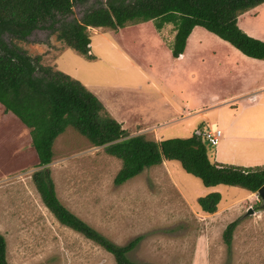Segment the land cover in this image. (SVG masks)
<instances>
[{
    "label": "rangeland",
    "instance_id": "1",
    "mask_svg": "<svg viewBox=\"0 0 264 264\" xmlns=\"http://www.w3.org/2000/svg\"><path fill=\"white\" fill-rule=\"evenodd\" d=\"M103 1L74 5L64 22L80 21ZM170 19L178 21L177 16ZM237 27L264 43V4ZM176 30L177 24L159 19L88 28L92 59L64 47L46 30L15 44L30 58L39 57L41 67L83 85L101 102L100 116L115 120L128 138L157 143L203 129L220 131L234 113L235 100L230 136L224 132L222 138L238 141L208 146L207 157L224 167L264 169V98L258 91L256 103L248 106L246 99L248 91L256 93L258 82L264 86V62L246 58L201 28L192 31L183 55L174 59ZM20 131L0 116V158L10 156L12 167H19L13 150L23 141ZM52 153L47 169L60 205L115 246L140 238L127 254L131 263L264 264V207L257 193L217 186L212 193L220 201L215 213L206 214L196 199L210 194L208 188L176 162L144 169L116 186L121 162L71 128L54 141ZM34 167L26 165L5 179L0 174V235L7 264H115L111 255L60 225L43 206L31 178L35 171L18 175ZM232 223L236 226L226 246L224 231Z\"/></svg>",
    "mask_w": 264,
    "mask_h": 264
},
{
    "label": "trees",
    "instance_id": "2",
    "mask_svg": "<svg viewBox=\"0 0 264 264\" xmlns=\"http://www.w3.org/2000/svg\"><path fill=\"white\" fill-rule=\"evenodd\" d=\"M88 1L0 0V105L29 130L40 168L31 178L43 206L60 225L111 255L115 264H133L127 254L140 238L124 247L115 246L63 208L56 198L47 166L53 158L54 141L66 129L71 128L93 147H103L108 156L121 162L113 179L116 186L166 161L178 163L185 174L198 179L205 188L225 186L256 193L264 186V169L246 170L211 163L202 136L207 129L185 139L157 143L142 136L128 138L115 120L100 116L101 102L83 85L63 73L41 67L39 57L30 58L15 42H26L34 31L46 30L55 34L64 47L92 59L88 54V28L120 27L134 19H159L161 24H177L174 59L182 55L192 30L201 28L243 56L264 62V43L248 37L237 27V19L264 4V0H104L86 10L80 21L64 22L74 5L84 6ZM172 15L177 16V22L170 19ZM219 201L218 193L196 199L206 214L215 213ZM235 226L232 223L224 231L226 246ZM0 264H7L1 235Z\"/></svg>",
    "mask_w": 264,
    "mask_h": 264
},
{
    "label": "crops",
    "instance_id": "3",
    "mask_svg": "<svg viewBox=\"0 0 264 264\" xmlns=\"http://www.w3.org/2000/svg\"><path fill=\"white\" fill-rule=\"evenodd\" d=\"M247 14H245V15H243V16H241V17H239L237 19V25H238L239 21H241L244 17H246ZM190 35H189V37H190ZM189 37L187 38V41H188ZM187 41H186V45H187ZM185 49H186V46H185ZM185 49H184V51H185ZM184 51H183V53H184ZM181 56H179V58ZM251 60H253V59H251ZM254 61H257V60H254ZM257 62H262V61H257ZM258 83L256 84L257 87H258L257 90L256 89L254 90L256 93H251L250 91L247 92V93H249V96L246 97V99H248V104H249L248 106L253 105V103H256V95L258 94V91H259V93H262L263 98H264V86L261 87L260 82H258ZM236 97H234V98H236ZM234 101L235 100H233V99L231 101L232 104L234 103V105L231 107V109H233L232 111L234 113H232V112L230 113L233 117L236 116V112H237V109H236L237 104ZM230 114L228 115V120L223 122V124H222L223 127L221 128L222 130L219 128L220 131H221V138L219 139L217 146L219 145L220 142L227 141L228 137H226V140H225V137L222 138V134L224 132L230 136V134H229L230 133V123H231V116H230ZM0 116H1L2 119H6L7 118V121L12 122L15 125L16 128H20L21 129V131H20L21 133L19 134L18 138L23 137V141L20 144H17L16 145L17 148L14 149V150L12 149L13 150V153H14L13 161H17L16 163H19V167H14V166L12 167V165H11L12 162H11V160H9L10 156L8 158H6V159H1L0 158V174H3L5 176L2 179H5L6 177H8L9 175H12V174L17 175L16 173L18 171H21V170L26 169V168H24L26 165L27 166L28 165H31V166H35V167L33 169H31V170H26V171H23V172H19L18 175H20V174H26V173H28L30 171H37L38 169H40V168H37V164H38L37 155H36L34 149L31 147V138H30V135L28 133L29 130L12 113H10V112L5 113L4 112V108H3L2 105H0ZM229 117H230V119H229ZM261 139H262V141L260 143H264V137L261 138ZM233 140L235 142L238 141L237 139H233ZM233 140H231L229 138V141H227V142L230 143V141L233 142ZM248 143L249 142L247 140H244V144L245 145L248 144ZM240 144H241V142H240ZM237 145H235L233 148L234 149H237L238 148ZM217 146H216V148H217ZM15 150H17V151H15ZM263 151H264V148H263ZM51 163H52V161H51ZM48 166H47V168H48ZM215 188H217V187L208 188L209 193H212L213 192V189H215Z\"/></svg>",
    "mask_w": 264,
    "mask_h": 264
},
{
    "label": "built area",
    "instance_id": "4",
    "mask_svg": "<svg viewBox=\"0 0 264 264\" xmlns=\"http://www.w3.org/2000/svg\"><path fill=\"white\" fill-rule=\"evenodd\" d=\"M202 136L209 147L215 148L218 144L221 133L218 129L212 128L211 130H207L206 132H204Z\"/></svg>",
    "mask_w": 264,
    "mask_h": 264
},
{
    "label": "water",
    "instance_id": "5",
    "mask_svg": "<svg viewBox=\"0 0 264 264\" xmlns=\"http://www.w3.org/2000/svg\"><path fill=\"white\" fill-rule=\"evenodd\" d=\"M256 193H257V196L260 198L262 205L264 207V186L261 187Z\"/></svg>",
    "mask_w": 264,
    "mask_h": 264
}]
</instances>
